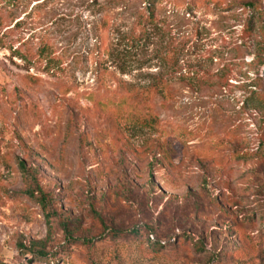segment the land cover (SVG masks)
Wrapping results in <instances>:
<instances>
[{
    "label": "rangeland",
    "instance_id": "rangeland-1",
    "mask_svg": "<svg viewBox=\"0 0 264 264\" xmlns=\"http://www.w3.org/2000/svg\"><path fill=\"white\" fill-rule=\"evenodd\" d=\"M146 2L0 0V264H264V0Z\"/></svg>",
    "mask_w": 264,
    "mask_h": 264
},
{
    "label": "trees",
    "instance_id": "trees-1",
    "mask_svg": "<svg viewBox=\"0 0 264 264\" xmlns=\"http://www.w3.org/2000/svg\"><path fill=\"white\" fill-rule=\"evenodd\" d=\"M157 0H147L146 2V6L148 8V13L152 14L153 10L155 8V3ZM262 31L264 33V22L262 23ZM264 92V91H263ZM151 92L149 91H145L142 95L143 102H147V100L150 98ZM261 95H263V93H260ZM261 99H263L262 97H260ZM139 102V100H136L134 98H132V96L129 95H123L120 97V100L118 101V104L123 106L125 105L126 108L125 110H123L122 112L124 113V119H126L125 121H134L140 125L143 126H149V127H154L156 125V118H154L151 110L149 109H145L143 111H138V106L137 103ZM21 164V163H20ZM22 165V164H21ZM22 168L23 173L24 172V168L23 166H20ZM39 253H43V252H39Z\"/></svg>",
    "mask_w": 264,
    "mask_h": 264
}]
</instances>
